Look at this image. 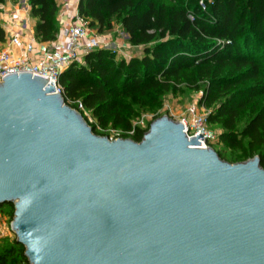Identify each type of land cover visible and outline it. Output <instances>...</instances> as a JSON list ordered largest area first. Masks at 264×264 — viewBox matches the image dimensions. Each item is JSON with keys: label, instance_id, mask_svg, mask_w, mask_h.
<instances>
[{"label": "water", "instance_id": "1", "mask_svg": "<svg viewBox=\"0 0 264 264\" xmlns=\"http://www.w3.org/2000/svg\"><path fill=\"white\" fill-rule=\"evenodd\" d=\"M181 122L141 142L94 133L53 82L0 83V206L30 264H264V168Z\"/></svg>", "mask_w": 264, "mask_h": 264}, {"label": "trees", "instance_id": "2", "mask_svg": "<svg viewBox=\"0 0 264 264\" xmlns=\"http://www.w3.org/2000/svg\"><path fill=\"white\" fill-rule=\"evenodd\" d=\"M28 3L38 19L36 37L57 40L58 0ZM78 13L99 32L120 23L129 44L143 49L128 60L97 49L61 73L66 103L94 133L106 137L84 110L103 132L112 124L127 132L123 138L141 142L151 123L133 126L136 106H160L165 94L184 86L204 89L200 105L211 111L210 125L221 127L219 143L234 151L230 163L259 156L264 168V0H80ZM5 40L0 25V43ZM0 264H30L16 235L0 239Z\"/></svg>", "mask_w": 264, "mask_h": 264}, {"label": "built area", "instance_id": "3", "mask_svg": "<svg viewBox=\"0 0 264 264\" xmlns=\"http://www.w3.org/2000/svg\"><path fill=\"white\" fill-rule=\"evenodd\" d=\"M79 2L80 0L78 5ZM75 20L76 23L65 25L61 34L64 41L59 40L60 35L57 40L49 43L41 42L34 33L29 35L27 41L20 36L10 35L6 48L0 50V83L13 74L31 73L33 76L47 79L49 84L53 82L56 92L62 93L59 79L67 67L75 62L83 63L88 53L109 48L111 45L109 39L96 36L91 31L89 22L78 12ZM5 31L12 32V26H8ZM121 46L132 51L140 50L139 47L129 43ZM15 49L19 50L18 54ZM210 113L211 111L197 102L189 105L184 115L178 120L184 125L185 133L189 138L203 136V140H199L201 142L199 147L202 149H215V143H219L220 133L211 129ZM120 138L123 137L117 139ZM9 234L15 235L12 223L8 228L0 227L1 239L9 237Z\"/></svg>", "mask_w": 264, "mask_h": 264}, {"label": "rangeland", "instance_id": "4", "mask_svg": "<svg viewBox=\"0 0 264 264\" xmlns=\"http://www.w3.org/2000/svg\"><path fill=\"white\" fill-rule=\"evenodd\" d=\"M165 1L169 2V0H165ZM90 29L98 37H100V35H105L109 38L111 45L109 48H106V49L116 52L117 60H120V59L128 60L131 57L143 55V49L132 51L130 49L123 48L121 46V45H127V43H129V37L124 32L120 23H115L112 30H106L104 32H99L97 28L90 27ZM204 93H205L204 89L194 90L192 88H188L184 86L181 90L172 91L170 93L165 94L162 97L160 106H157L152 109L144 108V107L139 108V106H136L137 116L133 119V126L135 127L140 126L144 128V127H147L149 123H152L156 119L161 118L163 116H169L173 118L174 120L178 121L184 115L189 105L193 103H197V102L200 103V101L202 100L204 96ZM205 109L210 111L206 107ZM84 114L89 119L93 120V122H95L96 126L98 127L99 131H101V133H105L106 137H108L110 140H115L118 137H123L124 135L127 134V132L124 129L116 128L112 124H110L107 130L103 132L104 130L101 124L97 121V119H92V112L88 110H84ZM211 129L219 133L222 131L221 127L217 124L211 125ZM214 148L215 150L222 151L223 156L225 157L226 161H229V162L231 161L232 154L234 151L229 149L224 143L223 144L215 143ZM10 205L11 204H4L0 206V227L1 228H8L14 219V217L10 216V213H9ZM12 236L13 235H10L9 237H12Z\"/></svg>", "mask_w": 264, "mask_h": 264}, {"label": "crops", "instance_id": "5", "mask_svg": "<svg viewBox=\"0 0 264 264\" xmlns=\"http://www.w3.org/2000/svg\"><path fill=\"white\" fill-rule=\"evenodd\" d=\"M79 0H58L59 14L58 21L60 25V41H64L61 34L67 23H76L75 17L78 12ZM38 22L37 18L31 15V8L28 0H5L0 3V25L6 30L8 26H12V32H6V40L0 43V48L7 46V39L10 35L20 36L24 40H28L31 33L35 34V26ZM101 39H109L105 35H100ZM19 53V50H16Z\"/></svg>", "mask_w": 264, "mask_h": 264}]
</instances>
